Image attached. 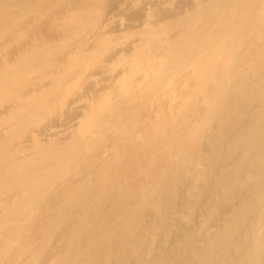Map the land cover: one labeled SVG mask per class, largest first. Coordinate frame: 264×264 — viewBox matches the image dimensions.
<instances>
[{"label": "bare ground", "instance_id": "1", "mask_svg": "<svg viewBox=\"0 0 264 264\" xmlns=\"http://www.w3.org/2000/svg\"><path fill=\"white\" fill-rule=\"evenodd\" d=\"M131 1L0 0V66L35 47L40 66L99 14L152 10L168 67L189 79L171 107L116 109L108 92L74 139L44 135L33 158L25 124L0 130V264H264V0Z\"/></svg>", "mask_w": 264, "mask_h": 264}, {"label": "rangeland", "instance_id": "2", "mask_svg": "<svg viewBox=\"0 0 264 264\" xmlns=\"http://www.w3.org/2000/svg\"><path fill=\"white\" fill-rule=\"evenodd\" d=\"M142 1L143 0H132L131 2L133 4H140ZM122 16L124 15H114V17H116L114 18L111 15L110 19H108L109 21L105 19L103 21L99 14L98 21L88 29L84 27H74L72 30L73 32H65L66 36L61 41L60 50H58L59 52H56L53 55L50 54V56L46 58V61L41 63L40 66L37 65L39 59H37L36 47L31 48L29 53H32L33 55L26 62L18 63L19 60L8 62L9 59L7 56L4 55L1 57L3 63H1L0 66V83L3 92L0 94V130L4 133H9L14 127L19 126L20 124H25V129L17 137V140L20 141L21 144L23 143V151H25L23 153H28V150L30 149L29 151L33 152L31 158L37 155L38 152L36 153V151L43 147L42 139H44V135L48 136L50 140H54L56 138H54L52 134L55 132H58L61 137L74 132V139L75 135L82 130L83 123L92 116L95 110L99 109V101L105 99L108 96V92H116L113 100V103L116 104H113L114 106H112L116 109L125 104L127 110H145L152 107L157 100L161 103L159 107H161L162 104L163 106L171 107L179 101V94L176 92L179 93L180 90L183 91L187 87L189 79L185 75V71L168 67L167 56H164V54L168 52L167 50L170 49L172 43L167 39V36L163 31L155 29L156 26L152 21L157 19L152 10L146 12L143 21L134 20L135 22H130L132 20H129L126 16ZM136 22H140V26L139 23ZM116 24H119V27ZM126 24L127 27H124L123 25ZM131 41L133 42L131 43ZM126 46L132 48L127 49ZM115 50L118 51L115 52ZM107 54H109L110 60L106 57L108 56ZM54 56L57 57L55 58ZM61 57H63V61L59 62L57 59ZM104 58H107V61H105ZM68 62H70V64H68ZM3 65H6V70L3 69ZM55 65L57 66L55 67ZM98 69L100 76L97 74L99 73L97 72ZM94 71L97 73L95 74ZM45 72L48 73L46 74ZM37 74L38 76H36ZM41 76L42 78H39ZM103 77L105 79H103ZM28 82L31 86H29ZM89 82H93V86ZM88 83L92 87L89 91L87 90L90 99L85 95L86 91L83 90L87 89L86 86ZM3 84L8 85V87ZM44 84L45 86H43ZM103 87H106V89ZM99 88H102V90ZM170 88L171 91H169ZM16 89L18 92L15 91ZM96 90L98 92H95ZM83 91L84 93H81ZM78 95H80V98H78ZM72 99H74L75 102L74 100L72 102ZM26 101H28L29 104ZM68 101L72 103L70 104ZM15 102L18 105H16ZM68 103L71 106L67 105ZM19 107L20 109H17ZM57 107H60L59 112L56 110ZM7 109H10V111ZM76 109L78 110L76 111ZM64 110H66L67 113ZM160 114L166 115L163 111H161ZM68 116H72V118L70 117L68 120ZM74 117H76V119ZM63 118H66L67 120H64ZM57 119L59 123H64L65 126L50 127V125ZM50 122L52 123L50 124ZM44 125L48 126L46 127L48 129L44 128ZM71 126L73 129L70 128ZM40 128L41 130L45 129L44 134H41V130L39 131ZM124 128L125 125L123 123H116L112 128V133L120 134L125 130ZM84 133H86V131ZM28 138H30L33 143ZM22 145L20 147H22ZM33 147H35V150ZM106 151L107 150L103 151V155L107 154Z\"/></svg>", "mask_w": 264, "mask_h": 264}]
</instances>
